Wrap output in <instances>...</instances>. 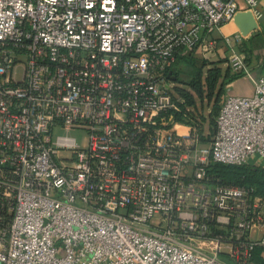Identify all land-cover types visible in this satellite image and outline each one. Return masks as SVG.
<instances>
[{"label": "built area", "instance_id": "1", "mask_svg": "<svg viewBox=\"0 0 264 264\" xmlns=\"http://www.w3.org/2000/svg\"><path fill=\"white\" fill-rule=\"evenodd\" d=\"M257 4L0 0V264H261L264 196L213 168L264 169V78L223 101L213 134L169 78L237 13L258 23ZM243 37L224 41L247 76Z\"/></svg>", "mask_w": 264, "mask_h": 264}, {"label": "trees", "instance_id": "2", "mask_svg": "<svg viewBox=\"0 0 264 264\" xmlns=\"http://www.w3.org/2000/svg\"><path fill=\"white\" fill-rule=\"evenodd\" d=\"M185 61V62H184ZM184 64L190 66L189 74L185 73L189 78V81L186 83L189 91L181 89L179 87H174V93H176L180 98L184 99V105H180L181 112L186 111V107H191L195 105L194 95L190 92H194L196 97L200 101L207 100L208 103L212 104L213 113L210 115L209 119V130L213 131L215 129V120L214 116L219 113V102L224 95V88L231 79L238 77L240 75L232 74L228 69L223 70L220 67V64L225 63L222 61L209 62L204 66H207V70L202 73V68L197 65V61L193 58L184 60ZM175 65V64H174ZM175 74L178 75L180 71L177 67H174ZM203 65V64H202ZM180 75V74H179ZM181 82L177 80V82ZM187 113V122L193 123L191 117L193 113ZM178 119L182 120V115H178ZM214 128V129H213ZM199 129V128H198ZM201 133V129H199ZM215 131V130H214ZM214 173L221 179V182L227 186H246V187H255L258 194L264 195V169L260 166H251L250 168H241L237 166H224V165H215ZM262 250L257 248L254 252V259L258 263L264 264V260L261 256Z\"/></svg>", "mask_w": 264, "mask_h": 264}, {"label": "crops", "instance_id": "3", "mask_svg": "<svg viewBox=\"0 0 264 264\" xmlns=\"http://www.w3.org/2000/svg\"><path fill=\"white\" fill-rule=\"evenodd\" d=\"M257 2V9L262 14V17L258 21V28L246 37H243L241 44L237 46V51L243 56L249 74H247V76L240 75L234 79H231L224 88L225 97H229L231 95H252L254 92L253 88L255 82L260 78H264V0H257ZM237 32L239 33L237 26L232 21L227 23V25L223 26L220 30L212 33V37L218 41L217 46L214 53H212V55L205 60L210 62L224 60L225 63L220 64V67H222V65H227L228 56L230 53L228 52L229 47L226 45L224 38L229 35L236 34ZM189 58H193L196 61H204L199 50H192L186 56L179 58L174 67H177L178 64L182 63L181 61L187 60ZM226 69L231 72L228 65L225 70ZM171 74L178 78V75L175 74L174 69L171 70ZM232 74L233 73L231 72V75ZM174 83L175 81H173V84Z\"/></svg>", "mask_w": 264, "mask_h": 264}, {"label": "rangeland", "instance_id": "4", "mask_svg": "<svg viewBox=\"0 0 264 264\" xmlns=\"http://www.w3.org/2000/svg\"><path fill=\"white\" fill-rule=\"evenodd\" d=\"M210 61H197V65L202 68V73L205 74L206 70H207V66H204L205 64L209 63ZM203 64V65H202ZM227 67V65H222V69L225 70V68ZM178 70L180 71V73H178V78L177 80H180L181 82L179 83V81H175L174 83V87H179L181 89H184L186 91H189V88L187 86V82L189 81V78L186 76L185 73L189 74L188 71L190 70V66L188 64H184V62H182L181 64L177 65ZM180 74V75H179ZM195 98V105L191 106V107H186L188 109V112L193 113V116L191 117L192 122H195L196 124H198L199 129H201V131H203L204 134H213L214 130L211 131L209 130V119H210V115H212L213 108H212V102L209 104L207 100L204 101H200L194 92L190 91ZM176 99H180V97L175 93ZM225 97L223 95V97L221 98L220 102H219V107L222 105L223 101L225 100ZM183 103V102H181ZM214 120L216 119V115L213 117ZM215 127V125H214ZM214 129V128H213ZM62 135H65V133L62 132ZM67 135L71 138H74L77 145L79 147H83L84 143H85V134L81 131H70L67 133ZM260 196H264L263 194H259ZM255 236L257 235L254 234ZM224 253V254H221ZM219 254V258L222 262H224L225 264H237L236 261L232 260L230 258V256H228L226 254V252H224V250ZM261 256H264V252L262 251ZM257 263V261H255Z\"/></svg>", "mask_w": 264, "mask_h": 264}, {"label": "water", "instance_id": "5", "mask_svg": "<svg viewBox=\"0 0 264 264\" xmlns=\"http://www.w3.org/2000/svg\"><path fill=\"white\" fill-rule=\"evenodd\" d=\"M233 22L237 26V29L242 36L246 37L258 28V23L253 14L250 11L237 13L233 19ZM170 80L177 81V77L170 74Z\"/></svg>", "mask_w": 264, "mask_h": 264}]
</instances>
